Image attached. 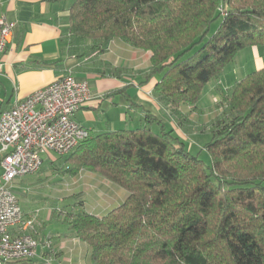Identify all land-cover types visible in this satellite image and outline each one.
<instances>
[{
    "label": "trees",
    "instance_id": "trees-1",
    "mask_svg": "<svg viewBox=\"0 0 264 264\" xmlns=\"http://www.w3.org/2000/svg\"><path fill=\"white\" fill-rule=\"evenodd\" d=\"M67 23L71 38L150 52L145 79H157L172 116L195 108L238 54L264 47V0H74ZM223 98L228 111L200 149L209 167L149 114L63 158V173L88 171L127 194L100 217L83 202L63 214L91 264H264V66Z\"/></svg>",
    "mask_w": 264,
    "mask_h": 264
},
{
    "label": "crops",
    "instance_id": "crops-1",
    "mask_svg": "<svg viewBox=\"0 0 264 264\" xmlns=\"http://www.w3.org/2000/svg\"><path fill=\"white\" fill-rule=\"evenodd\" d=\"M73 1L0 0V13L13 25L9 41L0 57V114L11 110L32 93L71 76L78 82H86L90 92L91 99L73 116L74 122L87 130L89 136L143 127L145 116L149 114L167 129H172L185 143L196 137L198 133H193V130L188 133L185 129L188 127L185 124L189 122L187 119H198L194 113L196 107H182L172 116L169 106L154 96L153 88L157 79H145L150 69V52L134 49L118 39L100 46L98 43L71 38L67 34V19ZM255 68L260 69L257 66ZM185 131L187 138H184ZM57 158L53 154L44 155L39 172L23 177H33V181L22 178L13 181H16L17 191H12L18 197L23 214L29 217L37 213V239L40 246L33 260L10 264H50L51 257L57 264H91L88 246L71 236L66 222V232L49 235L51 248L45 249L43 246L47 238L44 232L45 220H52L53 213H50L48 202L41 200L45 196L42 189L56 175L65 179L69 176L60 167L57 168ZM45 165L49 166V171L45 170ZM1 175L0 167V185ZM75 177H81L84 186L96 178L109 183L88 171H81L71 178ZM101 183L97 187L95 184L88 185L91 192L87 194L72 195L74 203L83 202V208L98 202L97 206L102 210L94 211V214L99 217L112 207L105 204L114 195V191L110 193L104 187L102 189ZM110 188H114L112 184ZM58 193L52 195L57 200L66 199L64 194ZM118 193V197L123 196L120 191ZM72 205L62 211L79 209V206Z\"/></svg>",
    "mask_w": 264,
    "mask_h": 264
},
{
    "label": "built area",
    "instance_id": "built-area-1",
    "mask_svg": "<svg viewBox=\"0 0 264 264\" xmlns=\"http://www.w3.org/2000/svg\"><path fill=\"white\" fill-rule=\"evenodd\" d=\"M12 29L0 13V57ZM90 99L86 82L66 76L0 114V264L37 257V213L24 216L12 183L37 174L44 155L66 156L89 138L88 131L75 123L73 116ZM43 246L51 248L50 238L43 241Z\"/></svg>",
    "mask_w": 264,
    "mask_h": 264
},
{
    "label": "rangeland",
    "instance_id": "rangeland-1",
    "mask_svg": "<svg viewBox=\"0 0 264 264\" xmlns=\"http://www.w3.org/2000/svg\"><path fill=\"white\" fill-rule=\"evenodd\" d=\"M218 24L219 22H216L212 26L211 32L217 28ZM256 66L260 69L262 68V66H264V47L258 49L252 48L250 50L249 49L244 50L240 54H238L236 58L233 60V62L229 65L227 70H225L220 80L212 81L206 87V90L203 92L202 97L200 98L199 105L196 106V110L194 112L198 116V119L195 121L192 118H189L187 119L189 122L185 123L188 125V127L187 126L185 127L188 133H190L191 130H193V133H198L196 137H193L192 139L186 141L187 150L192 156H197L206 165V167L210 166V159L208 155H206L204 152H200V149L204 146V144H206L210 140L211 125L215 121L222 119L225 116L226 111H228V106H227L228 104L225 100H223L224 99L223 97L227 98L233 86L237 82H239L243 77H245L247 74L255 70ZM181 120L182 117L180 116L179 121L181 122ZM190 120L192 122H190ZM176 122H172V124ZM191 126L194 128H192ZM138 128L140 127H131L130 130H135ZM186 131L184 134V136L186 137L184 138L188 137ZM64 157L65 156H61V157L58 156L57 168L60 167V169H62L61 166ZM44 168L46 171H49L48 165H45ZM96 176L99 177L98 175ZM66 177H67L66 179L58 178V176L56 175L52 179L47 181L48 184L47 187L42 189V192L44 193L45 196L44 198H41V200L44 199V201L48 202V205H50L51 207L50 213H53L52 220L48 221L46 218H44V220L46 219L44 225V232L46 237L49 238H50L49 235H57L66 232V228H65L66 225L63 219L66 217V214L65 212L63 213L62 209L63 208L69 209V206H71L74 203L72 199L73 197L72 195L81 194V193L87 194V192H91L90 190L91 188H89L88 185L93 186L95 184L96 185L95 187H97L100 186V183L102 182L101 183L102 189L104 187V189H107V191L110 193L114 191V195L109 197L107 199L108 203L105 204V206L107 207L109 206V208L110 206H112L111 209L115 208L116 206H119L127 196L126 192L123 189L113 184L112 186L114 188L111 189L110 188L111 184L103 182L98 178L94 179L92 183H88V185L84 186V180H82L81 177L80 178L75 177L73 179L71 178L73 176H66ZM32 178L33 177H31V179L22 178V180L28 179L30 180L29 182H31L34 180ZM12 190L15 192L17 191L16 181L12 185ZM118 191L122 193L123 195L122 197H118L119 196ZM55 192H60L58 194L61 193L64 194L63 196H66L65 197L66 199L61 198L60 200H57L56 197L52 195ZM99 192L100 191H98V193ZM97 203H95V205L90 204L89 207H84L83 210L90 214H94V211L101 212L102 209L99 206H97ZM63 214L65 215V217H63ZM50 260H51L50 264H57L54 261L53 257H51Z\"/></svg>",
    "mask_w": 264,
    "mask_h": 264
}]
</instances>
